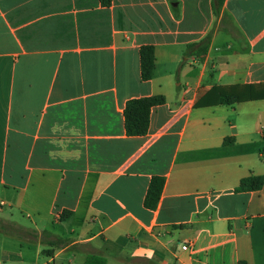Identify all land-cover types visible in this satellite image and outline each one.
<instances>
[{
  "label": "crops",
  "instance_id": "crops-1",
  "mask_svg": "<svg viewBox=\"0 0 264 264\" xmlns=\"http://www.w3.org/2000/svg\"><path fill=\"white\" fill-rule=\"evenodd\" d=\"M234 84L264 88V0H223L217 16L211 0H0V218L68 241L0 230V264H264V182L234 191L264 175V97L195 105ZM157 94L146 132L127 134V100Z\"/></svg>",
  "mask_w": 264,
  "mask_h": 264
},
{
  "label": "trees",
  "instance_id": "trees-1",
  "mask_svg": "<svg viewBox=\"0 0 264 264\" xmlns=\"http://www.w3.org/2000/svg\"><path fill=\"white\" fill-rule=\"evenodd\" d=\"M174 2L175 0H170ZM101 4L108 6L111 0H100ZM223 0H211V7L214 16L220 11ZM213 26L198 41L189 42L182 51L181 60L177 70L186 61L189 56H200L207 51L209 46ZM154 66V50L149 44L139 47V68L141 80H148L152 76ZM264 97V88L259 84H234L228 86L213 85L211 86L195 103L196 106L214 105L218 103L230 104L235 101H245ZM164 102V96L161 94L132 98L127 100L124 107L125 130L127 134L141 135L144 134L148 126V116L152 106ZM225 142V140H224ZM264 182V175L249 174L242 177L239 183L234 187V191L254 190L261 187ZM163 184V178L152 176L143 204L146 207H153L159 197ZM69 211H63L60 219L65 218ZM0 230L7 235L28 238L29 240L39 239L43 244L51 247H61L68 244L66 238L60 235H54L51 232L43 230L37 233L35 230H28L16 225L12 221L0 218ZM42 252L50 255L52 249L47 247ZM106 259L98 254L89 253L86 255L83 264H105ZM239 264H242L240 261Z\"/></svg>",
  "mask_w": 264,
  "mask_h": 264
},
{
  "label": "rangeland",
  "instance_id": "rangeland-1",
  "mask_svg": "<svg viewBox=\"0 0 264 264\" xmlns=\"http://www.w3.org/2000/svg\"><path fill=\"white\" fill-rule=\"evenodd\" d=\"M232 35H233V36H236V35H238V34H236V33H232ZM17 218H18V221H19V222H17V223H20L22 226H24V227H30V228L33 227V226H32V222H31V220H30L29 218L24 217V216H22V215H19ZM44 246H45V245H44Z\"/></svg>",
  "mask_w": 264,
  "mask_h": 264
},
{
  "label": "built area",
  "instance_id": "built-area-1",
  "mask_svg": "<svg viewBox=\"0 0 264 264\" xmlns=\"http://www.w3.org/2000/svg\"><path fill=\"white\" fill-rule=\"evenodd\" d=\"M181 247H182L183 249H186V248L188 247V245H187V244H182Z\"/></svg>",
  "mask_w": 264,
  "mask_h": 264
}]
</instances>
